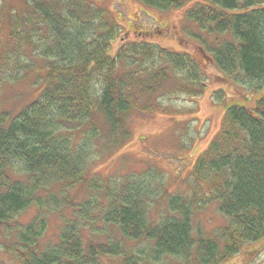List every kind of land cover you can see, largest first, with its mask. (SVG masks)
Returning a JSON list of instances; mask_svg holds the SVG:
<instances>
[{
  "label": "trees",
  "instance_id": "trees-1",
  "mask_svg": "<svg viewBox=\"0 0 264 264\" xmlns=\"http://www.w3.org/2000/svg\"><path fill=\"white\" fill-rule=\"evenodd\" d=\"M137 1L157 10L188 8L187 19L206 34L195 36L204 57L263 95L255 112L227 109L221 131L196 161V192L162 196L168 201L161 211L153 181L96 183L87 163L127 140L131 116L164 110L162 98L201 94L199 63L149 43H127L113 54L119 26L96 19L83 0H23L7 14L13 45L0 53V72L2 64L28 69L23 57L32 53L44 62L45 87L17 115L0 111V235L15 225L6 250L20 264H223L264 239V0ZM93 141H100L98 150H90ZM83 184L93 194L75 208L69 191ZM206 203L217 204L226 219L210 236L193 226ZM33 207L29 223L16 221ZM62 207L72 219L57 243L42 247L45 221ZM106 227L119 236L107 237ZM86 228L105 239L83 235Z\"/></svg>",
  "mask_w": 264,
  "mask_h": 264
},
{
  "label": "rangeland",
  "instance_id": "rangeland-1",
  "mask_svg": "<svg viewBox=\"0 0 264 264\" xmlns=\"http://www.w3.org/2000/svg\"><path fill=\"white\" fill-rule=\"evenodd\" d=\"M83 1L90 7L89 10L98 12L96 19H106L119 26V38L112 43L111 53L114 54L127 43H149L170 52L191 56L203 72L205 88L201 94L193 97L179 93L175 98H162L160 103L164 110L146 116H131L127 140L119 146L105 147L100 156L90 155V162L87 163V176L96 183L117 184L126 178H140L142 183L153 181L155 188L152 190L157 193L154 203H158L159 210L165 211L169 197H188L196 192L193 182L196 161L221 131L227 109L237 106L255 112L263 90L256 92L240 83L237 85L204 57L201 43L195 36L206 34L187 19L188 8L157 10L137 0ZM22 3L23 0H0V53L9 51L13 45L7 14L15 15V9H19L15 7ZM26 51L30 52L29 49ZM25 54L30 58L27 60L23 57L28 69L13 63L1 65L0 111L12 116L38 99L45 87L42 82L45 74L43 60L32 53ZM13 76H18V81L11 80ZM220 92L222 99L218 101L215 96ZM99 148L100 141H93L90 150ZM91 194L92 191L85 184L69 191L75 208L78 202L90 198ZM164 195L168 199L162 200ZM35 214L33 207L16 221L29 223ZM70 219L72 213L69 208L62 207L50 214L40 240L42 247L57 243L61 226ZM225 224L226 219L219 213L215 203H206L193 217L194 232L204 236L212 235ZM11 229H15V225L11 224L10 229L1 231L0 264H20L6 250L7 246L15 242L14 235H8ZM82 234L89 235L93 240L105 239L101 238L102 233H93L90 228H86ZM105 234L107 237L119 236L117 229L109 227L105 228ZM108 264L120 263L117 259H110ZM223 264H264V239L243 245L236 255Z\"/></svg>",
  "mask_w": 264,
  "mask_h": 264
}]
</instances>
